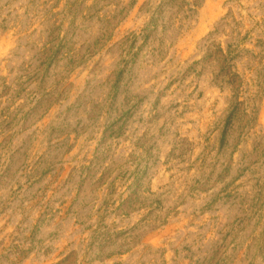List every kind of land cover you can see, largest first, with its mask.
I'll use <instances>...</instances> for the list:
<instances>
[{"label": "rangeland", "instance_id": "1", "mask_svg": "<svg viewBox=\"0 0 264 264\" xmlns=\"http://www.w3.org/2000/svg\"><path fill=\"white\" fill-rule=\"evenodd\" d=\"M0 264H264V0H0Z\"/></svg>", "mask_w": 264, "mask_h": 264}]
</instances>
